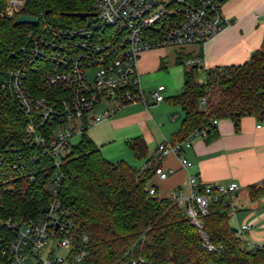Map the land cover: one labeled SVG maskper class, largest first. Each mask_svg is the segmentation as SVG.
Masks as SVG:
<instances>
[{
    "label": "trees",
    "instance_id": "16d2710c",
    "mask_svg": "<svg viewBox=\"0 0 264 264\" xmlns=\"http://www.w3.org/2000/svg\"><path fill=\"white\" fill-rule=\"evenodd\" d=\"M6 1L0 0V12ZM22 1L12 17H0V69L30 63L19 52L27 45L28 32L42 33L43 25L75 26L83 19L71 13L89 11L81 0ZM20 15L34 16L38 22L14 24ZM175 52V63L183 65V83L180 93L169 100L181 107L183 119L173 143L201 130L206 131L207 140L212 139L217 134L213 119L229 118L236 125L245 115L264 119V33L259 48L246 62L204 69V81L198 80V64L184 65L185 59L200 56V51L183 48ZM31 64L36 69L28 72L29 85L36 87L49 63L38 59ZM39 88H35L39 93L52 94V90ZM26 122L16 99L0 89V156L5 158L0 166V264H11L7 249L18 225L35 219L50 197L45 180L50 158L24 142ZM126 144L137 158L146 155L143 138H132ZM154 169L137 168L124 160L109 161L87 130L76 144L69 145L59 167L57 197L66 210L64 220L73 224L70 233L76 250L86 252L72 264H264V245L250 247L238 232L230 230V194L209 203L198 228L182 205L172 197L158 196L149 185ZM30 174H35L34 181L29 180ZM247 192L252 200L264 196V181L249 185ZM201 233L213 249L204 245Z\"/></svg>",
    "mask_w": 264,
    "mask_h": 264
},
{
    "label": "built area",
    "instance_id": "2783aa9c",
    "mask_svg": "<svg viewBox=\"0 0 264 264\" xmlns=\"http://www.w3.org/2000/svg\"><path fill=\"white\" fill-rule=\"evenodd\" d=\"M81 1L89 7L88 15L81 23L68 28L43 25L42 33L28 32L27 45L19 52L30 63L0 69V89L16 99L27 121L24 142L37 146L51 163L45 171L48 173L45 180L49 200L35 219L16 226V237L7 249L11 264H72L81 261L86 252L76 250L70 233L73 224L64 220L66 210L57 197L61 177L59 167L69 151L70 138L110 118L125 104L146 103L137 70L141 52L159 47L175 51L188 45H202L230 23L221 12V0H199L196 3L186 0ZM22 4V0H7L0 17H12ZM38 59L46 60L49 69L40 78L42 86L31 87L28 72L36 69L31 63ZM198 63V57L184 60V65ZM92 67L97 70L89 77L87 71ZM39 86L52 90V94L39 93L36 90L40 89ZM163 90L164 85H158L149 95L156 102L162 101ZM201 104H205L204 98ZM217 121L212 120L213 124ZM205 135L206 131L201 130L193 132L182 142H162L157 147V154L144 167H155L156 175L167 177L168 172L159 166V160L168 153L178 155L181 165L189 167L190 163L181 152L190 146L191 138ZM4 161L1 155L0 166ZM13 168H16L15 164ZM28 177L35 180V174ZM187 182L189 197H183L180 191L171 197L185 208L191 222L198 228L201 227L200 215L207 213L209 203L238 188L235 182L201 183L193 174L188 175ZM149 193L153 194V189ZM248 228L249 225L244 224L237 232ZM202 238L209 250L214 248L204 234ZM51 239L56 240L58 249H65L63 256L55 253L51 246L46 247Z\"/></svg>",
    "mask_w": 264,
    "mask_h": 264
},
{
    "label": "crops",
    "instance_id": "0c3cea01",
    "mask_svg": "<svg viewBox=\"0 0 264 264\" xmlns=\"http://www.w3.org/2000/svg\"><path fill=\"white\" fill-rule=\"evenodd\" d=\"M221 12L230 20L222 31L200 46L184 48L185 52L200 51L198 73L201 69L242 64L261 44L264 0H225ZM175 53L161 47L141 52L137 70L146 103L125 104L110 118L87 129V135L109 161L124 160L143 168L157 154L159 144L173 143V134L183 119L181 107L169 100L180 93L183 83V65L175 63ZM154 84L164 85L162 101L156 102L149 95V88ZM215 125V137L210 140L206 136L193 137L189 140L190 146L182 150L189 167L181 165L178 155H163L159 166L168 175L160 178L155 174L149 185L156 188L160 197H171L180 191L186 198L190 195L189 174L201 183L235 182L238 188L229 195V224L237 230L244 224L249 225L247 230L238 232L242 240L250 247L264 245V196L252 200L247 192L249 185L264 181V119L245 115L238 125L229 118L219 119ZM135 137L143 138L146 144L143 158H137L126 144Z\"/></svg>",
    "mask_w": 264,
    "mask_h": 264
},
{
    "label": "rangeland",
    "instance_id": "374dc122",
    "mask_svg": "<svg viewBox=\"0 0 264 264\" xmlns=\"http://www.w3.org/2000/svg\"><path fill=\"white\" fill-rule=\"evenodd\" d=\"M97 70V67H92L89 69V71H87V75L90 77L95 71ZM198 80L199 81H204V71L201 69L199 70V73H198ZM158 84H154V85H151V87L149 88V92L154 88V87H157ZM166 94V93H164ZM80 140V135L79 134H75L74 136H72L70 138V143L71 144H76L78 141ZM51 246L53 251L59 255H64L66 253L65 249L64 248H60L58 249L56 247V240L54 239H51L50 241H48V244H47V248ZM45 249H43L44 251ZM45 253V251H44Z\"/></svg>",
    "mask_w": 264,
    "mask_h": 264
},
{
    "label": "water",
    "instance_id": "95a60500",
    "mask_svg": "<svg viewBox=\"0 0 264 264\" xmlns=\"http://www.w3.org/2000/svg\"><path fill=\"white\" fill-rule=\"evenodd\" d=\"M72 16H77L80 18H84L88 15V13L83 12H77V13H71ZM38 22V19L34 16H28V15H20L17 18L14 19V24H36ZM194 67L196 65H193ZM231 231L237 232V228L231 227Z\"/></svg>",
    "mask_w": 264,
    "mask_h": 264
}]
</instances>
